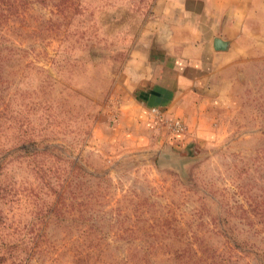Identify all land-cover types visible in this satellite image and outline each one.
Segmentation results:
<instances>
[{"label": "rangeland", "instance_id": "374dc122", "mask_svg": "<svg viewBox=\"0 0 264 264\" xmlns=\"http://www.w3.org/2000/svg\"><path fill=\"white\" fill-rule=\"evenodd\" d=\"M147 2L0 0V264L264 262V0ZM216 34L231 104L141 121L162 51Z\"/></svg>", "mask_w": 264, "mask_h": 264}, {"label": "crops", "instance_id": "0c3cea01", "mask_svg": "<svg viewBox=\"0 0 264 264\" xmlns=\"http://www.w3.org/2000/svg\"><path fill=\"white\" fill-rule=\"evenodd\" d=\"M234 23L231 29L242 28L248 32L246 23L239 27ZM217 37L229 42L227 51L214 49L213 40ZM191 38L190 44L176 52L162 51L161 61L153 63L151 70L140 79L145 81V89L140 87L134 96L136 108L140 109L139 119L149 125L172 128L177 140L183 139L178 127L191 126L197 116L199 133H206L210 126L205 121L208 109L231 104L239 75L238 62L244 56L243 51L235 50L233 37L216 34Z\"/></svg>", "mask_w": 264, "mask_h": 264}, {"label": "water", "instance_id": "95a60500", "mask_svg": "<svg viewBox=\"0 0 264 264\" xmlns=\"http://www.w3.org/2000/svg\"><path fill=\"white\" fill-rule=\"evenodd\" d=\"M213 47L216 51H227L229 49V42L217 37L213 40Z\"/></svg>", "mask_w": 264, "mask_h": 264}, {"label": "trees", "instance_id": "16d2710c", "mask_svg": "<svg viewBox=\"0 0 264 264\" xmlns=\"http://www.w3.org/2000/svg\"><path fill=\"white\" fill-rule=\"evenodd\" d=\"M77 1V0H76ZM148 1V2H147ZM154 0H140V2H141V4H145L146 2H147V5H149V3L150 2H153ZM78 5H79V0H78ZM74 12V15H75V13H78L79 15H82V14H84L85 12H82V11H79V10H75V11H73ZM222 233V232H221ZM228 249H230V250H237L236 248V246H233V245H229L228 244ZM263 255H264V253H263ZM261 264H264V262H261Z\"/></svg>", "mask_w": 264, "mask_h": 264}]
</instances>
